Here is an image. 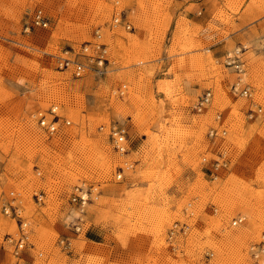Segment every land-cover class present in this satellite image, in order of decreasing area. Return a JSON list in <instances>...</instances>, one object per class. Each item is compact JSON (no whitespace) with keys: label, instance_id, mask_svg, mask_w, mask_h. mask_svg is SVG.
<instances>
[{"label":"rangeland","instance_id":"rangeland-1","mask_svg":"<svg viewBox=\"0 0 264 264\" xmlns=\"http://www.w3.org/2000/svg\"><path fill=\"white\" fill-rule=\"evenodd\" d=\"M37 9L48 25L27 29ZM96 39L108 61L78 59L97 69L57 67L63 49ZM192 76L204 88L190 97ZM204 89L210 102L194 111ZM52 103L71 121L56 136L34 118ZM116 124L126 153L110 141ZM220 153L227 165L214 170ZM78 184L91 191L82 213ZM5 201L30 224L19 257ZM205 261L264 264V0H0V264Z\"/></svg>","mask_w":264,"mask_h":264},{"label":"built area","instance_id":"built-area-1","mask_svg":"<svg viewBox=\"0 0 264 264\" xmlns=\"http://www.w3.org/2000/svg\"><path fill=\"white\" fill-rule=\"evenodd\" d=\"M120 21V17L114 18V25ZM39 25L46 27L48 25V18L43 13L41 9H37L31 18L30 25H27L28 29L30 26ZM127 28H130L129 24H125ZM100 35H97L99 38ZM78 56H87L88 59L96 61L98 64L108 61V50L107 44L98 39L90 42H86L79 47L74 48H65L61 51V54L55 55L57 67L63 70H70L74 76H81L89 69H97L87 65L82 60L78 59ZM226 66H231L235 69L236 72L240 73L242 71V66L244 62L241 60L240 55L234 53H226L225 58L222 61ZM231 89L237 91V93L244 97H250L252 94V87L249 84H246L242 87H237V83L232 84ZM212 97V92L210 89H206L201 96L198 97L197 102L194 105V109L198 112L200 111L207 103L210 102ZM261 107L257 105L254 108H251L248 112L249 116L256 115L258 112H261ZM34 118L36 121L37 127L47 134L48 136L59 135L64 128L70 124V119L61 115L59 111V105L57 103H52L49 107L44 110H39L34 113ZM217 119L220 118L219 114L216 116ZM226 130H222V133H225ZM210 137L217 135V129L215 127L210 128L208 131ZM110 141L113 148L119 153H126L129 150L130 141L129 136L125 126L122 125H112L110 127ZM206 161L205 158H203ZM227 165L226 158L223 157V154H218V158L213 160V168L217 170L219 168L225 167ZM213 170V173L216 172ZM122 176L120 170L115 172V177L118 179ZM91 191L84 189L82 185H75L74 191L71 195V201L77 205L78 212L82 213L86 204L90 201L89 195ZM37 194V199L40 197ZM2 210L5 214L12 216L17 224V230L13 234H7L6 240L11 245L12 254L16 257L21 256L23 249L30 243V224L29 221L23 216L21 209L9 202L5 201L2 204ZM241 218H235L232 220V224H237L241 221ZM78 229L79 227H75ZM64 243L70 245V240L68 238L63 239ZM204 264H209L208 261H205Z\"/></svg>","mask_w":264,"mask_h":264},{"label":"crops","instance_id":"crops-1","mask_svg":"<svg viewBox=\"0 0 264 264\" xmlns=\"http://www.w3.org/2000/svg\"><path fill=\"white\" fill-rule=\"evenodd\" d=\"M206 24V23H205ZM205 40H210V37H203ZM222 43V42H221ZM219 44V43H218ZM222 47L220 48H217L216 50V53L221 57L224 56V52L222 54V52L224 51L223 49H221ZM203 84H204V81H201V82H198L197 81V76H192L190 78H186L183 80V89H184V92L189 95L190 97H193V96H198L201 92H203ZM205 90V89H204ZM192 109L195 111L194 109V106L192 107ZM190 111H191V107H190Z\"/></svg>","mask_w":264,"mask_h":264},{"label":"bare ground","instance_id":"bare-ground-1","mask_svg":"<svg viewBox=\"0 0 264 264\" xmlns=\"http://www.w3.org/2000/svg\"><path fill=\"white\" fill-rule=\"evenodd\" d=\"M240 222V221H239ZM238 223V222H237Z\"/></svg>","mask_w":264,"mask_h":264}]
</instances>
